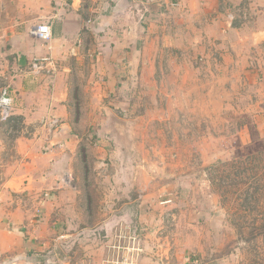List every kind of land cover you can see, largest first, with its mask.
<instances>
[{"label":"rangeland","instance_id":"rangeland-1","mask_svg":"<svg viewBox=\"0 0 264 264\" xmlns=\"http://www.w3.org/2000/svg\"><path fill=\"white\" fill-rule=\"evenodd\" d=\"M154 27L104 76L91 36L67 73L50 55L9 73L40 77L21 96L0 64V191L26 208L41 264H264V46Z\"/></svg>","mask_w":264,"mask_h":264},{"label":"crops","instance_id":"crops-1","mask_svg":"<svg viewBox=\"0 0 264 264\" xmlns=\"http://www.w3.org/2000/svg\"><path fill=\"white\" fill-rule=\"evenodd\" d=\"M189 19L198 25L197 40L222 36L233 39L228 37L235 36L233 40L250 43L255 48L264 46V0H0V64L4 70V85L10 84L17 96L41 90L38 75L29 74L27 78L9 73L27 72L32 59L49 55L54 61L55 74L67 73L69 70L61 60L65 61L70 54L77 56L79 48L74 49L73 45L86 36L94 38L99 52L94 73L104 76L107 70L114 69L115 60L124 66L122 60L127 56L128 63L133 61L138 40H146L153 26L155 33L161 34L163 39L166 35L168 40L170 36L165 32L173 35L184 32V23ZM42 24L51 29L47 45L31 34ZM51 87L54 91L47 96L48 103L65 99V95L63 99L58 97L55 83L48 89ZM66 177V181H71ZM26 214V208L19 205L4 210L3 186L0 191V264H25L26 261L41 264L34 257L37 237L32 233L33 226L25 224Z\"/></svg>","mask_w":264,"mask_h":264},{"label":"built area","instance_id":"built-area-1","mask_svg":"<svg viewBox=\"0 0 264 264\" xmlns=\"http://www.w3.org/2000/svg\"><path fill=\"white\" fill-rule=\"evenodd\" d=\"M31 34L37 40L41 41L42 43H48L51 40V36H52L50 26L47 24L38 25L31 31ZM45 62H48V58H45V57L34 58L30 65L31 71L36 72L35 74H40L41 71L44 69ZM50 64L51 63H49V65ZM51 70L52 69H49L48 71H51ZM11 103H12L11 96L9 95V92L5 88L0 93V120L1 121L5 122L10 119ZM53 119L54 118H52L51 120L46 119V118L42 119L43 125H46L47 126L46 128L49 130V131L47 130L48 132H51L52 129H55L57 127V122L56 120H53ZM63 183L69 184L70 180L67 179L66 181V177H65ZM111 264H127V263L122 260V261H117L115 263L111 262Z\"/></svg>","mask_w":264,"mask_h":264},{"label":"water","instance_id":"water-1","mask_svg":"<svg viewBox=\"0 0 264 264\" xmlns=\"http://www.w3.org/2000/svg\"><path fill=\"white\" fill-rule=\"evenodd\" d=\"M27 264H30L28 261H26Z\"/></svg>","mask_w":264,"mask_h":264}]
</instances>
